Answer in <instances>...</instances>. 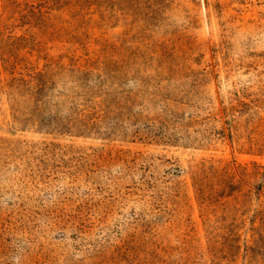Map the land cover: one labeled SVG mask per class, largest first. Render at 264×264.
<instances>
[{"label":"rangeland","instance_id":"obj_1","mask_svg":"<svg viewBox=\"0 0 264 264\" xmlns=\"http://www.w3.org/2000/svg\"><path fill=\"white\" fill-rule=\"evenodd\" d=\"M0 264H264V0H0Z\"/></svg>","mask_w":264,"mask_h":264},{"label":"trees","instance_id":"obj_2","mask_svg":"<svg viewBox=\"0 0 264 264\" xmlns=\"http://www.w3.org/2000/svg\"><path fill=\"white\" fill-rule=\"evenodd\" d=\"M17 82V89L19 91V95L21 96L20 98H23V91L26 94V97L24 98L25 102L33 105H42L44 103L41 101L40 97H43L45 92L50 88L48 87V82L42 81L39 74L34 76L30 75L28 79L22 78L17 80ZM106 102L107 99L104 100L103 105H105ZM94 116L95 113H91L85 116L83 120L79 121L75 132L80 136H88L89 132H97L100 125L94 121Z\"/></svg>","mask_w":264,"mask_h":264}]
</instances>
